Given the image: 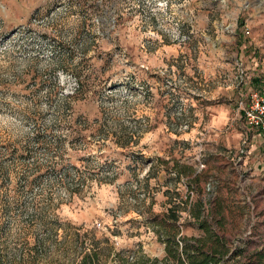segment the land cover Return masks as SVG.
Wrapping results in <instances>:
<instances>
[{
  "label": "rangeland",
  "instance_id": "374dc122",
  "mask_svg": "<svg viewBox=\"0 0 264 264\" xmlns=\"http://www.w3.org/2000/svg\"><path fill=\"white\" fill-rule=\"evenodd\" d=\"M260 71L264 0H0V264L161 260L170 201L183 236L199 200L231 251L264 250V132L243 117ZM98 105L104 136L77 137Z\"/></svg>",
  "mask_w": 264,
  "mask_h": 264
},
{
  "label": "trees",
  "instance_id": "16d2710c",
  "mask_svg": "<svg viewBox=\"0 0 264 264\" xmlns=\"http://www.w3.org/2000/svg\"><path fill=\"white\" fill-rule=\"evenodd\" d=\"M64 98L60 105H58L56 109V115L60 116L64 114V112L75 113L74 105L71 106L69 99L72 96H63ZM97 109L101 110L102 108L98 105ZM100 110L98 111V115L96 118L92 120L91 125L89 123L88 118L83 119V129L78 130L75 135L78 137H82V135H86V133H90L91 135L97 134L99 137L104 136L106 128V119H103L99 115ZM35 127V126H34ZM38 127L35 128V134L32 135L29 140H33L34 142H43V137L40 133ZM120 133H122L123 129L120 128ZM47 132V131H46ZM44 131L43 133L46 134ZM119 132L116 131L112 134L115 138H119ZM131 139V138H130ZM122 138H119L117 141V145L120 148H125L127 142H122ZM56 146L60 147V141H56ZM15 152L21 153L20 155L26 154L24 150H20V148H15ZM54 173H61V180L59 181L61 185H63L64 191L70 195L74 190L73 182L69 180L68 173L63 166L59 167L57 170H53ZM53 195L46 194L45 197L47 202L52 203ZM170 205H173L167 209V213L163 216V219L156 223L159 227L158 234L159 240L164 246V257L159 259H148L144 256H138L133 263L130 264H264V250L255 251L251 254L246 255L244 250H235L231 251L228 245L227 239L224 235L220 234L218 230H216L213 226V223H216L220 226L223 218V211L220 206L215 208L214 211L220 220H215L213 218V208H208V215L204 216V212L206 210L205 203L201 201H196L194 204H191L190 217L194 219L196 223L197 229L201 232V235L196 237H187L181 234L178 223V216L174 211V208L177 206L170 201ZM188 211V212H189ZM222 231L221 229L219 230ZM44 243L41 241H37L33 244L32 249L38 250L40 247H44ZM37 254L35 253V256ZM119 257L120 263L118 264H129L127 260ZM34 259V257H33ZM239 259V260H236ZM243 259V260H241ZM81 264H98L97 257H91L88 254L82 258Z\"/></svg>",
  "mask_w": 264,
  "mask_h": 264
},
{
  "label": "built area",
  "instance_id": "2783aa9c",
  "mask_svg": "<svg viewBox=\"0 0 264 264\" xmlns=\"http://www.w3.org/2000/svg\"><path fill=\"white\" fill-rule=\"evenodd\" d=\"M243 117L251 128L264 132V93L251 91L246 95Z\"/></svg>",
  "mask_w": 264,
  "mask_h": 264
},
{
  "label": "crops",
  "instance_id": "0c3cea01",
  "mask_svg": "<svg viewBox=\"0 0 264 264\" xmlns=\"http://www.w3.org/2000/svg\"><path fill=\"white\" fill-rule=\"evenodd\" d=\"M254 62H255V61H254ZM254 62H253V63H254ZM262 73H263V72L260 71V73L257 72V73H253L252 76L250 75L251 79L249 80V81H250V82H249V87H250V88H255V89L257 88V89L260 90V92L264 93V76H263ZM244 89H246V86H244L243 89L240 88L238 91H236V94L241 96L242 91H243ZM225 107H226V108H224V109H226V112H225V113H227V115H225V116H216V117H218V118H220V119L227 118V117H228V113H229L230 111H233L232 108H233V107L235 108V105H231V103H229V104H226ZM219 115H221V113H220Z\"/></svg>",
  "mask_w": 264,
  "mask_h": 264
}]
</instances>
